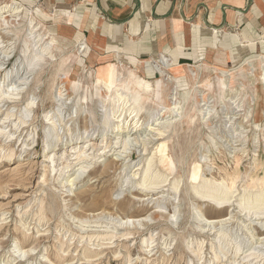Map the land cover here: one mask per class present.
Returning a JSON list of instances; mask_svg holds the SVG:
<instances>
[{
    "label": "rangeland",
    "instance_id": "obj_1",
    "mask_svg": "<svg viewBox=\"0 0 264 264\" xmlns=\"http://www.w3.org/2000/svg\"><path fill=\"white\" fill-rule=\"evenodd\" d=\"M69 14L0 0V264H264V52L88 64Z\"/></svg>",
    "mask_w": 264,
    "mask_h": 264
},
{
    "label": "crops",
    "instance_id": "obj_2",
    "mask_svg": "<svg viewBox=\"0 0 264 264\" xmlns=\"http://www.w3.org/2000/svg\"><path fill=\"white\" fill-rule=\"evenodd\" d=\"M49 1L70 9L71 20L55 30L63 42L84 44L88 64L173 71L201 60L228 63L232 51L264 52V0Z\"/></svg>",
    "mask_w": 264,
    "mask_h": 264
},
{
    "label": "bare ground",
    "instance_id": "obj_3",
    "mask_svg": "<svg viewBox=\"0 0 264 264\" xmlns=\"http://www.w3.org/2000/svg\"><path fill=\"white\" fill-rule=\"evenodd\" d=\"M18 10V9H17ZM15 11L14 13H17L18 11ZM53 40L50 41V43H52ZM164 58V57H163ZM164 60V59H163ZM260 62H261V65L264 66V56L261 57L260 59ZM117 70H116V67L114 65V63H110L108 65V67L104 66V65H101L97 68L96 70V81L100 84H103L105 86L106 89H109L112 87L113 83L116 82L117 80ZM264 79V73L261 74V80ZM134 86L136 90H133L132 91V96L134 97V102L137 103V101L140 99V93L141 91H148L149 90V82L148 81H145L144 79H140L138 80L136 83H134ZM133 86V87H134ZM197 89V88H196ZM116 90V89H115ZM126 90H128L129 92L130 91V88L126 86ZM128 92V93H129ZM142 96V95H141ZM140 101V100H139ZM139 103V102H138ZM134 111V109L132 110V112ZM136 115V114H135ZM166 164V163H165ZM192 170V169H191ZM198 170H199V167H193V171L191 172V178L192 179H197L198 177ZM191 180V179H190ZM190 183V182H189ZM195 183V182H194ZM198 185V184H197ZM196 185V186H197ZM195 186V187H196ZM209 187V186H208ZM213 187V186H212ZM208 189V188H207ZM204 190V189H203ZM196 192V191H195ZM202 192V189L200 190V193ZM206 192V197H203L205 200H215L216 197H218V195L214 198L213 195H215L216 193H214V190H207L205 191ZM205 192H202L205 193ZM197 193V192H196ZM229 194L227 193V191H223L222 194L219 196L220 198L218 199V201L215 200V203L216 205L219 207V206H224L226 205L227 203L229 204L228 200V196ZM262 195V194H261ZM203 196V195H202ZM201 198V199H203ZM262 198V197H261ZM203 199V200H204ZM257 199V198H256ZM207 200V201H208ZM264 200V199H263ZM259 202H263L261 201V199H258ZM258 205V204H257ZM260 205V203H259ZM259 205L257 206L258 209L259 208ZM209 222V220H208Z\"/></svg>",
    "mask_w": 264,
    "mask_h": 264
}]
</instances>
